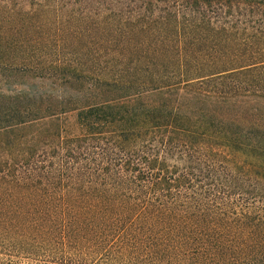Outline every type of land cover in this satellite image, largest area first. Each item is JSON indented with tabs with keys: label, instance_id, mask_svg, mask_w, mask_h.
<instances>
[{
	"label": "trees",
	"instance_id": "obj_1",
	"mask_svg": "<svg viewBox=\"0 0 264 264\" xmlns=\"http://www.w3.org/2000/svg\"><path fill=\"white\" fill-rule=\"evenodd\" d=\"M0 261L264 264V0H0Z\"/></svg>",
	"mask_w": 264,
	"mask_h": 264
},
{
	"label": "rangeland",
	"instance_id": "obj_2",
	"mask_svg": "<svg viewBox=\"0 0 264 264\" xmlns=\"http://www.w3.org/2000/svg\"><path fill=\"white\" fill-rule=\"evenodd\" d=\"M4 89H5V88H4ZM0 264H6V263H3V262L0 261Z\"/></svg>",
	"mask_w": 264,
	"mask_h": 264
}]
</instances>
